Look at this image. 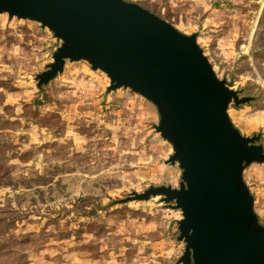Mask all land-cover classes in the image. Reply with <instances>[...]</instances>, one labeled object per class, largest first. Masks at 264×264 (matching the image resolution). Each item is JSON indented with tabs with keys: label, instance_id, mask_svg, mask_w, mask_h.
<instances>
[{
	"label": "rangeland",
	"instance_id": "1",
	"mask_svg": "<svg viewBox=\"0 0 264 264\" xmlns=\"http://www.w3.org/2000/svg\"><path fill=\"white\" fill-rule=\"evenodd\" d=\"M126 1L197 35L216 75L252 98L230 104L232 122L264 145V0ZM61 45L41 22L0 13V140L16 147L0 217L17 219L7 237L47 233L41 247L13 249L30 264H183L176 202L129 199L151 186L180 188L157 106L131 88L110 89L108 74L86 60H66L39 85ZM243 175L264 225V162Z\"/></svg>",
	"mask_w": 264,
	"mask_h": 264
},
{
	"label": "water",
	"instance_id": "2",
	"mask_svg": "<svg viewBox=\"0 0 264 264\" xmlns=\"http://www.w3.org/2000/svg\"><path fill=\"white\" fill-rule=\"evenodd\" d=\"M41 22L62 45L40 73L39 85L62 72L66 60L88 61L158 108L157 126L179 162L180 188L151 186L129 199L163 195L183 212V264H264V225L244 169L264 162L261 134L246 136L228 110L249 102L220 79L196 34L187 35L143 6L126 0H0V13ZM126 199V200H129Z\"/></svg>",
	"mask_w": 264,
	"mask_h": 264
},
{
	"label": "trees",
	"instance_id": "3",
	"mask_svg": "<svg viewBox=\"0 0 264 264\" xmlns=\"http://www.w3.org/2000/svg\"><path fill=\"white\" fill-rule=\"evenodd\" d=\"M14 148H16L15 145L8 143L7 141L0 140V186L9 183V181L6 179L10 173V166L7 164V154ZM16 155V153L13 154L14 157H17ZM16 220V217H0V256H8V259L4 260V262L1 264H30V261L26 255H23L18 251L15 252V245L33 242L36 247H41V241L47 234L45 233L46 231H42L40 233L31 232L20 240L13 235L7 237L8 230L11 228H16Z\"/></svg>",
	"mask_w": 264,
	"mask_h": 264
}]
</instances>
